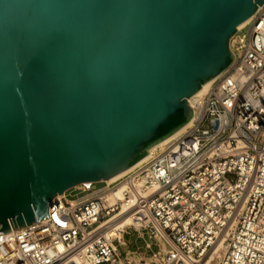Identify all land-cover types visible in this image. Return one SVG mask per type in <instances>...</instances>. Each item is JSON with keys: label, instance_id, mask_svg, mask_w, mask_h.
I'll use <instances>...</instances> for the list:
<instances>
[{"label": "water", "instance_id": "obj_1", "mask_svg": "<svg viewBox=\"0 0 264 264\" xmlns=\"http://www.w3.org/2000/svg\"><path fill=\"white\" fill-rule=\"evenodd\" d=\"M263 3L0 0V232L179 131Z\"/></svg>", "mask_w": 264, "mask_h": 264}, {"label": "built area", "instance_id": "obj_2", "mask_svg": "<svg viewBox=\"0 0 264 264\" xmlns=\"http://www.w3.org/2000/svg\"><path fill=\"white\" fill-rule=\"evenodd\" d=\"M235 31L189 127L115 179L65 190L45 218L8 221L0 264H264V3Z\"/></svg>", "mask_w": 264, "mask_h": 264}, {"label": "rangeland", "instance_id": "obj_3", "mask_svg": "<svg viewBox=\"0 0 264 264\" xmlns=\"http://www.w3.org/2000/svg\"><path fill=\"white\" fill-rule=\"evenodd\" d=\"M101 184L100 183H96L95 186L98 187L100 186ZM68 195L71 196V197H74L76 196V191L75 190H68ZM126 238H129L130 239V243L127 244V247L128 248H141V253L140 255L143 254V251H144V247H143V244H144V241L145 240H148L147 237L143 236V238L137 236L136 233L130 231L128 234L125 235ZM137 247V248H136ZM155 249V247H154Z\"/></svg>", "mask_w": 264, "mask_h": 264}, {"label": "bare ground", "instance_id": "obj_4", "mask_svg": "<svg viewBox=\"0 0 264 264\" xmlns=\"http://www.w3.org/2000/svg\"><path fill=\"white\" fill-rule=\"evenodd\" d=\"M246 22H247V21H245L244 23H241L240 25L237 26V28H240V27L243 26ZM229 43H230V44L233 43V37L229 40ZM212 81H213V79L210 80V81L205 85V87L202 89V91H201L198 95L202 94V93L205 91V89L211 84ZM198 95H194V96L190 97V98H189L190 102H191L194 98L198 97ZM190 125H191V120H189L185 125H183L181 128H179V131H177L176 133L172 134L171 136H169V137L163 139L162 141H160V143L166 141L167 139L171 138L172 136H175V135L179 134L181 131H183L184 129H186V128L189 127ZM160 143H159V144H160ZM123 172H124V171H123ZM121 174H122V173H121ZM121 174L116 175V176H114V177H112V178H110V179H107L106 181H110V180H112V179H115L116 177L120 176ZM85 182H88V181H85ZM129 222H130L129 219H126V220H125V223H129ZM85 264H86V263H85Z\"/></svg>", "mask_w": 264, "mask_h": 264}]
</instances>
